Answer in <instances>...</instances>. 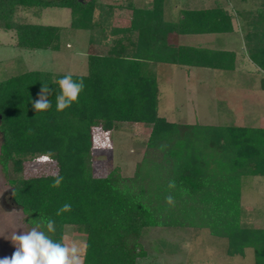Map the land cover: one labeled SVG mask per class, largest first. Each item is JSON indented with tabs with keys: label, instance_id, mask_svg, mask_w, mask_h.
I'll list each match as a JSON object with an SVG mask.
<instances>
[{
	"label": "trees",
	"instance_id": "1",
	"mask_svg": "<svg viewBox=\"0 0 264 264\" xmlns=\"http://www.w3.org/2000/svg\"><path fill=\"white\" fill-rule=\"evenodd\" d=\"M208 10H179L164 17V0L149 6L101 0H0V29L13 31L25 51H59L61 28L20 23L14 8L70 11V29L106 39L87 48L84 89L78 102L56 111L57 81L68 74L33 70L0 81V167L11 187L10 199L31 229L40 218L55 221L52 239L63 242L65 226L85 236L84 264H137L146 256L141 244L148 229L207 230L227 241L229 257L252 249L264 264V229L241 225V181L264 177V129L202 126L169 122L158 114V83L153 66L234 70L235 52L178 44L174 36L225 35L234 31V15L214 0ZM131 4V5H130ZM131 9L121 25L122 12ZM244 22L245 50L264 86V1L257 14L237 12ZM43 84L53 89L52 107L37 115L32 102ZM120 124L150 129L142 159L131 177L116 168L106 177L92 173L94 132ZM47 156L63 177L24 178V163ZM175 181V189L168 184ZM172 195L174 205L165 197ZM65 203L70 212L56 215Z\"/></svg>",
	"mask_w": 264,
	"mask_h": 264
},
{
	"label": "rangeland",
	"instance_id": "2",
	"mask_svg": "<svg viewBox=\"0 0 264 264\" xmlns=\"http://www.w3.org/2000/svg\"><path fill=\"white\" fill-rule=\"evenodd\" d=\"M263 1L233 0L232 7L227 2L224 4L235 15L239 11L257 14ZM101 2H120L126 5L131 2L135 8L151 4V0ZM207 6L209 3L206 0H164L163 12L165 18L175 22L178 20L177 8L202 9ZM130 10H123L121 25L131 16ZM13 19L20 23L60 27L62 48L55 54L49 50H21L16 46L13 31L0 29V81L33 70L54 74H86L87 48L105 46L107 41L90 36L86 31L70 29V11L66 8L51 6L41 10L16 6ZM236 19L242 22L234 24V31L230 34L236 35H192L182 37L180 41L184 44L235 52V70L216 71L213 82L207 88L196 84L197 81L186 82V75L181 80L182 83L167 84L165 75L168 70L161 69L168 68L175 72L179 68L170 65L164 67V64L153 66V71L159 77V116L172 123L200 122L202 125L211 126L259 127V115L264 114V108L255 100L259 94L261 77L257 74V66L249 59L245 50L244 22ZM183 83L187 87L186 91ZM171 89L179 93L176 94ZM149 133L150 129L142 124H120L111 132L95 131L91 157L94 177H106L116 168L121 176L131 177L135 165L142 159ZM57 173L56 163L44 156L27 160L23 172L11 176L32 178L54 176ZM6 179L0 167V259L11 257L15 251L10 240L12 233L20 234L30 230L21 210L10 199L11 187ZM241 194V225L264 228V177H244L241 181ZM73 241L84 251L85 236L71 226H65L63 243L70 244ZM141 244L146 256L138 260V264H255L253 250H246L244 257H229L225 253L227 241L211 236L207 230L148 229L143 233Z\"/></svg>",
	"mask_w": 264,
	"mask_h": 264
},
{
	"label": "clouds",
	"instance_id": "3",
	"mask_svg": "<svg viewBox=\"0 0 264 264\" xmlns=\"http://www.w3.org/2000/svg\"><path fill=\"white\" fill-rule=\"evenodd\" d=\"M59 92L56 94V111L63 112L70 108L73 103L78 102L79 96L84 89L82 79L74 80L71 74L65 75L57 81ZM53 89L47 84H43L39 90L37 98L32 102L34 111L38 114L48 111L52 107L49 96ZM63 182V177L57 175L52 188H59ZM175 181H170L168 189H175ZM168 205H174V197H165ZM72 206L65 203L57 210L56 215L70 212ZM55 221L50 218L40 217L35 225L27 232L11 235V242L15 247L11 257L0 259V264H84V251L81 246L73 241L70 244L58 242L52 239L55 234Z\"/></svg>",
	"mask_w": 264,
	"mask_h": 264
},
{
	"label": "crops",
	"instance_id": "4",
	"mask_svg": "<svg viewBox=\"0 0 264 264\" xmlns=\"http://www.w3.org/2000/svg\"><path fill=\"white\" fill-rule=\"evenodd\" d=\"M208 1L209 3V6L207 7H204L202 9H187V10H208V9H212L215 5L214 3V0H206V2ZM231 1V2H230ZM233 0H225L224 2H227L229 3L230 7H232V2ZM219 2L225 7V9L227 11H230L224 4V2L222 0H219ZM205 3V2H203ZM177 10H183V9H178ZM186 10V9H185ZM234 15V19L232 21V24H242L241 21L237 20V16L235 15V13L233 14ZM236 17V18H235ZM210 34H203V35H194V36H209ZM230 35H236V34H230ZM187 36H192V35H187ZM213 36H225V35H213ZM182 37H185V36H174L173 37V40L174 41H177L178 44H181V45H186V46H194V47H197V45H189V44H184L181 41ZM61 44H60V49L59 51H56V52H53L54 54L55 53H59L61 51ZM66 48H68L66 46ZM217 50H223V49H217ZM47 51V50H46ZM228 51V50H226ZM59 55V54H57ZM63 55V54H62ZM166 66H169L168 64H164V67ZM170 66H174V65H170ZM176 67V66H175ZM179 68V70L175 71V72H172L170 71V69L168 68H162L161 71H165L168 70L167 74L165 75V80L167 82V84H174L176 82H181V80H183L184 78V75H186V79L185 81L188 82V81H191V82H194V81H197L196 84H201L203 85L202 88H207L209 86V83L213 82V79L215 78V72L218 71L216 69H209V68H195V67H191V68H180V67H177ZM235 70V69H234ZM221 71V70H220ZM230 71V70H229ZM237 73H241V72H237ZM156 74V73H155ZM258 74V72H257ZM251 75V74H250ZM259 75V74H258ZM260 76V75H259ZM156 77H157V82L159 84V77L158 75L156 74ZM261 77V76H260ZM193 85V84H192ZM195 85V84H194ZM183 89L184 91H186L187 87L184 85L183 83ZM203 90H206V89H203ZM245 90V89H244ZM171 91H173L174 93L178 94L179 91H176L174 89H171ZM261 93V94H260ZM182 97V96H181ZM257 103H259V106L263 107L264 108V86L261 84L260 82V88H259V94L257 95V99L255 100ZM158 108H159V105H158ZM262 109V108H261ZM197 116V115H196ZM261 120H258V124H259V127L257 128H261V129H264V114H260L259 115ZM166 119V118H165ZM181 124H186V123H181ZM188 125H194V124H197V125H202L200 122H195V123H187ZM202 126H211V125H202ZM254 128V127H252ZM242 201H243V197H242V194H241V210H242ZM246 228H249V229H264V228H253V227H246ZM200 231V230H198ZM246 250H249V249H246ZM245 250V251H246ZM252 250V249H251ZM225 253H226V250H225ZM254 255V254H253ZM245 256V254H244ZM243 256V257H244ZM239 257V256H237ZM255 261V260H254ZM139 263V261H137V264Z\"/></svg>",
	"mask_w": 264,
	"mask_h": 264
},
{
	"label": "water",
	"instance_id": "5",
	"mask_svg": "<svg viewBox=\"0 0 264 264\" xmlns=\"http://www.w3.org/2000/svg\"><path fill=\"white\" fill-rule=\"evenodd\" d=\"M45 1H48V2H57V1H60V0H45ZM78 1H81V0H78Z\"/></svg>",
	"mask_w": 264,
	"mask_h": 264
}]
</instances>
